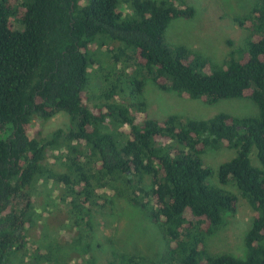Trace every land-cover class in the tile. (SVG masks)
Returning <instances> with one entry per match:
<instances>
[{
  "label": "trees",
  "instance_id": "trees-1",
  "mask_svg": "<svg viewBox=\"0 0 264 264\" xmlns=\"http://www.w3.org/2000/svg\"><path fill=\"white\" fill-rule=\"evenodd\" d=\"M194 13L186 0H0V264H76L89 250L84 209H103L114 195L161 227L167 253L155 260L113 251L108 264H264V0L234 18L247 37L219 63L164 42L170 20ZM91 74L101 81L92 93ZM147 79L206 103L248 98L258 114L150 118ZM58 113L66 130H30ZM55 146L65 170L44 166ZM221 148L235 154L208 165L206 151ZM212 176L234 185L253 212L240 255L206 249L238 199ZM45 184L74 219L64 227H80L73 237L32 235L36 185Z\"/></svg>",
  "mask_w": 264,
  "mask_h": 264
},
{
  "label": "rangeland",
  "instance_id": "rangeland-1",
  "mask_svg": "<svg viewBox=\"0 0 264 264\" xmlns=\"http://www.w3.org/2000/svg\"><path fill=\"white\" fill-rule=\"evenodd\" d=\"M14 1L22 2L23 0ZM186 1L195 8V13L190 18L176 17L170 20L164 31V42L167 46L183 45L219 63L225 58L228 48L239 47L244 43L248 31L240 27L234 18L248 13L256 0ZM14 27L21 28V25L15 22ZM91 70L96 74L95 68ZM91 78L89 88L92 93L101 88V81L93 74ZM123 96L125 97V94ZM143 97L148 116L155 119H163L170 114L190 119H206L218 112H228L236 116L258 114L256 103L248 98H225L215 103H206L201 99L183 97L173 91L161 90L148 79L145 82ZM59 128L63 130L68 128L65 113H58L46 121L36 123L30 130L39 129L42 136H46ZM61 150L57 146L50 148L47 151L44 166L55 170H65L59 159L62 158ZM234 154L235 151L228 148L208 150L204 154V160L215 168ZM252 155L250 157L254 159ZM209 181L234 193L238 199L235 212L225 215L224 224L215 233L205 237L206 249L211 254L240 255L245 234L253 221V212L234 185H221L215 176L210 177ZM38 182L42 184L43 180L40 178ZM45 186L46 189L36 185L37 194L34 206L40 218L36 215L37 225L33 228L32 235L36 236L39 231L46 230L51 238L73 237L75 233L72 232H77L80 227L73 230L66 228L70 227L74 219L69 217L65 207L63 209L57 207L58 191L55 193L51 186L48 184ZM84 210L87 211L88 218L81 221V231L85 234L84 229H87L85 222L88 220L89 238H84L83 244L89 243V250L87 248V254L73 259V263L78 264L81 261L84 263L90 257L93 259V264H108V254L113 251L138 253L155 260L164 258L166 255L167 246L161 227L153 223L138 206L129 202L125 197L114 195L111 197L110 205L103 209L91 206L88 210L86 208ZM65 215L68 217L64 219L61 230L57 231V227L53 228V225L60 222ZM46 218L49 220V225H46ZM66 248L70 250V246ZM77 249L81 248L77 247Z\"/></svg>",
  "mask_w": 264,
  "mask_h": 264
}]
</instances>
